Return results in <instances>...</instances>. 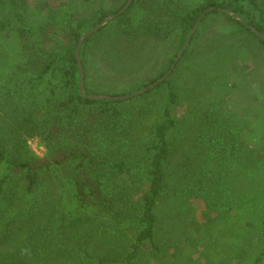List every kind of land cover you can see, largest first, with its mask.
<instances>
[{
  "label": "trees",
  "instance_id": "trees-1",
  "mask_svg": "<svg viewBox=\"0 0 264 264\" xmlns=\"http://www.w3.org/2000/svg\"><path fill=\"white\" fill-rule=\"evenodd\" d=\"M93 1L97 0H89ZM98 1L101 6L105 3ZM3 3L0 264L165 262L170 255L159 237L157 203L175 173L180 174L176 188L183 204L192 208L198 201L214 214L206 222L185 224L182 233L192 235L191 248L206 258L204 264H264V138L258 129L260 122L264 128L263 117L247 120L240 132L229 128L231 120L210 117L209 126L195 137L198 144L220 146L238 164L254 168L257 180L251 191L232 197L214 170L194 166L189 133L183 132L177 141L173 137L177 121L172 108L178 94L172 75L153 88L167 85L169 90L163 104L165 118L152 125L146 139L130 136L134 123L125 125L121 120L124 100L81 97L78 41L122 6L107 12L101 7L94 19H87L70 7L48 11L45 5L31 6L29 0ZM210 6L243 17L248 26L218 9L210 12L224 15L239 31L255 37L264 51V40L250 28L264 33V0H133L100 31L110 28L128 41L166 40L175 33L181 50ZM49 34L58 35L52 49L47 48ZM90 39L81 48L85 74L83 55ZM86 92L90 93L87 86ZM32 138L44 145V157L30 148ZM243 139L250 144L244 145ZM136 141L139 146H134ZM138 175L142 182L135 186ZM218 240L224 243L206 253L203 241L211 248ZM201 247L203 252L198 253ZM192 264L198 263L194 259Z\"/></svg>",
  "mask_w": 264,
  "mask_h": 264
},
{
  "label": "rangeland",
  "instance_id": "rangeland-1",
  "mask_svg": "<svg viewBox=\"0 0 264 264\" xmlns=\"http://www.w3.org/2000/svg\"><path fill=\"white\" fill-rule=\"evenodd\" d=\"M3 2L0 0V8ZM126 2L105 0L101 6L98 0H29L31 6L45 5L48 11L70 7L87 19H94L101 7L107 12L112 8L123 7ZM198 29L185 51L186 56L180 58L175 72L170 74L172 86L178 94V102L172 108L173 118L177 121L173 137L177 141L183 132H188L194 166L199 163L214 170L217 178L222 177L233 197L236 193L251 191L257 180V176L251 172L254 168L246 169L238 164L228 154L221 152L223 148L220 146L210 147L206 142L198 144L195 137L198 131L204 129V125L209 126L210 117H224L226 123L231 120L233 123H228L229 128L237 132L243 131L247 120L257 115H261L264 120V51L255 37L239 31L222 14L209 13ZM100 30L90 36L83 55L88 94L119 96L137 91L161 78V74L169 70L180 51L179 38L175 33L166 40L144 37L128 41L110 28ZM57 39V34H49L50 43L47 48H55L54 41ZM168 90V86L164 85L159 90L153 89L147 93L148 90L122 102L121 120L125 125L134 123L135 127V133L133 127L130 136L146 139L152 125L165 118L163 104ZM235 124L239 128H234ZM258 129L264 138L261 122ZM243 140L244 145L250 144L247 139ZM28 144L36 155L44 157L46 150L38 138L30 139ZM134 146H139V142L136 141ZM179 176V173H175L168 179L165 193L157 203L159 237L166 243L170 255L159 264H192L194 259L198 264H204L206 258L199 257L191 248L192 235L185 232L182 236V233L186 229L185 224L206 222L214 214L198 201L194 202L192 208L183 204L176 188ZM134 181L137 182L135 186L142 182L139 175ZM184 208H189V212ZM222 242L219 244L218 240L216 246L211 244L210 248L207 241H203L205 252L214 253L212 249L218 248ZM202 252L203 247L198 250V253Z\"/></svg>",
  "mask_w": 264,
  "mask_h": 264
},
{
  "label": "water",
  "instance_id": "water-1",
  "mask_svg": "<svg viewBox=\"0 0 264 264\" xmlns=\"http://www.w3.org/2000/svg\"><path fill=\"white\" fill-rule=\"evenodd\" d=\"M133 0H127V2L125 3V5L118 11V13L106 16L100 23H98L95 27H93L91 30L87 31L86 33H84L82 35V37L79 39L76 50H75V56L78 62V69H79V75H80V95L83 98H88L91 100H112V101H118V100H125V99H129L135 96H139L145 92H147L150 89L155 88L156 86H158L159 84H161L162 82H164L169 76L170 74L173 72L177 62L180 60V58L183 56L184 52L186 51V49L188 48L193 35L195 34V32L197 31L199 25L201 24L202 20L205 18V16L214 11V10H220L223 11L227 14L230 15H234L239 21L243 22L244 24H246L248 26V22L244 20L243 17H241L239 14L234 13L231 9H226V8H216L215 6H210L208 7L198 18V20L196 21L195 25L193 26V28L191 29L183 47L181 48V50L179 51L177 57L174 59L173 63L171 64L169 70H167V72L159 79H157L155 82L137 90L134 92H131L129 94H125V95H119V96H112V95H107V94H88L86 92V88H85V74H84V69H83V64H82V59H81V48L83 43L87 40L88 37L92 36L94 33H96L97 31H99L105 24H107L109 21H111L112 19H114L115 17H117L119 14L125 12L130 5L132 4ZM251 31L253 33H255L258 37H260L262 40H264V33H262L261 31L250 27Z\"/></svg>",
  "mask_w": 264,
  "mask_h": 264
}]
</instances>
